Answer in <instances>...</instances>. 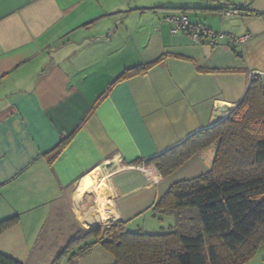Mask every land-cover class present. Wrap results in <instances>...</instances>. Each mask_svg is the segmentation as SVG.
I'll return each mask as SVG.
<instances>
[{"label": "crops", "instance_id": "1", "mask_svg": "<svg viewBox=\"0 0 264 264\" xmlns=\"http://www.w3.org/2000/svg\"><path fill=\"white\" fill-rule=\"evenodd\" d=\"M262 13L264 0H0V223L18 217L0 254L52 264L78 229L141 230L172 184L206 173L213 146L168 177L144 163L225 119L252 76L264 89ZM181 15L223 37L171 33ZM77 264L114 258L96 245Z\"/></svg>", "mask_w": 264, "mask_h": 264}, {"label": "trees", "instance_id": "2", "mask_svg": "<svg viewBox=\"0 0 264 264\" xmlns=\"http://www.w3.org/2000/svg\"><path fill=\"white\" fill-rule=\"evenodd\" d=\"M257 15L264 18V13ZM154 63L126 69L117 80L144 75ZM70 138L53 150L50 163ZM212 146L215 151L209 170L172 184L152 207L154 218L173 220L165 232H130L123 222L106 229H78L52 264H62L64 259L67 264H77L96 245L113 256L114 264L250 261L264 244V89L258 76H252L242 99L225 119L144 164L168 177ZM17 221V216L2 221L0 230ZM0 264L21 263L0 254Z\"/></svg>", "mask_w": 264, "mask_h": 264}, {"label": "built area", "instance_id": "3", "mask_svg": "<svg viewBox=\"0 0 264 264\" xmlns=\"http://www.w3.org/2000/svg\"><path fill=\"white\" fill-rule=\"evenodd\" d=\"M166 21L170 24H172L171 33L176 34L178 32L184 33L191 37V39L197 43L200 42V40L205 37L209 39L211 42H214L217 38H222V34H216L213 32L208 31L203 25H192L187 21V17L185 15H181L179 17H172L167 18ZM231 41L233 40L236 43L247 39L248 37H243L240 39H234L232 37Z\"/></svg>", "mask_w": 264, "mask_h": 264}, {"label": "rangeland", "instance_id": "4", "mask_svg": "<svg viewBox=\"0 0 264 264\" xmlns=\"http://www.w3.org/2000/svg\"><path fill=\"white\" fill-rule=\"evenodd\" d=\"M159 12H162V11H159ZM142 23H144V21ZM190 24H194V23H190ZM211 150H213V154H214L215 147L213 146ZM162 220L163 221H160L157 218H152V214L148 212L145 216L140 218V220H138L137 223L141 222L140 224L142 225L141 227L143 229H141L140 232L158 234V233L165 232L168 228V225L173 224V220L169 217H164ZM133 226L134 224H132V226H129V228L130 227L133 228ZM130 229L128 230L130 232L139 231V229H135V228L132 230ZM245 264H264V244L261 247H259V249L257 250L256 254L253 256V258Z\"/></svg>", "mask_w": 264, "mask_h": 264}, {"label": "water", "instance_id": "5", "mask_svg": "<svg viewBox=\"0 0 264 264\" xmlns=\"http://www.w3.org/2000/svg\"><path fill=\"white\" fill-rule=\"evenodd\" d=\"M227 117V116H226ZM112 224H109L107 227H104V228H100V227H98V228H95V229H106V228H108L109 226H111ZM95 229H89V231H93V230H95Z\"/></svg>", "mask_w": 264, "mask_h": 264}]
</instances>
